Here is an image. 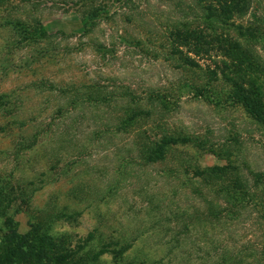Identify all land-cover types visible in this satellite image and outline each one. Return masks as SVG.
I'll use <instances>...</instances> for the list:
<instances>
[{
	"label": "rangeland",
	"instance_id": "1",
	"mask_svg": "<svg viewBox=\"0 0 264 264\" xmlns=\"http://www.w3.org/2000/svg\"><path fill=\"white\" fill-rule=\"evenodd\" d=\"M70 1L0 0V242L9 229L22 233L31 227L40 231L34 215L49 199L53 207L79 210L73 218L52 219L49 227L61 244L74 248L79 243L77 254L91 252L99 241L113 237L131 241L124 250L128 259H156L166 252L164 240L168 233L164 234L163 227L168 221L163 226L149 225L156 212H168L176 204L173 199L166 203L164 193L177 197L180 181L198 179L200 176L192 172L209 164L246 162L253 169L264 170V125L252 119L237 101L224 98L214 103L193 96L186 86L170 95L178 80L202 79L205 72L192 76V70L175 68L171 60L151 57L139 52L137 46L128 48L112 32L106 34L107 28L100 31L108 25L105 20L99 21L92 32L80 34V20L72 5L66 4ZM171 3L150 0L147 4L151 11L158 6L155 21L160 35L153 36L159 42L158 48H166L165 33L173 17ZM16 18L29 25L38 20L48 31L55 32L50 47L42 37L23 40L12 25ZM233 20L256 29L247 38V45L263 67L254 81L264 99V0H250L246 11ZM227 29L234 31L232 25ZM133 34L149 39L148 33ZM97 41L107 42L106 47L114 43L115 52L103 53ZM198 63L213 64L205 58H199ZM47 77L67 84L99 80L114 91L123 90L119 88L121 84L126 92L114 98L115 103L131 98V92L151 109L140 120L143 134L167 132L178 139L192 138L170 145L164 159L142 164L135 151L139 130L136 135L132 131L108 133L114 119L108 116L111 110L105 103L84 102L75 109L54 113L53 107L64 103L67 93L48 91ZM212 83L216 91L220 87L225 93L231 90L220 77ZM152 90L167 93L173 102L166 108L156 101L150 103L146 97ZM216 94L223 97L220 91ZM99 130L102 132L97 134ZM133 156L136 159L130 158ZM115 177L122 178V185L108 196V180ZM185 190L192 192L189 187ZM149 196L153 198L150 202L145 200ZM159 203L162 207L156 208ZM88 232L93 237L81 243ZM193 240L187 264H205V256L195 249ZM182 247H186L184 243ZM172 255L170 250L156 264H185V250L177 251L167 261ZM86 264H112L110 252L86 258Z\"/></svg>",
	"mask_w": 264,
	"mask_h": 264
},
{
	"label": "trees",
	"instance_id": "2",
	"mask_svg": "<svg viewBox=\"0 0 264 264\" xmlns=\"http://www.w3.org/2000/svg\"><path fill=\"white\" fill-rule=\"evenodd\" d=\"M171 1L169 10L173 17H170L171 25L165 33V49L158 48L159 42L153 37L160 35L155 21L159 11L158 6L152 11L147 9L150 0H72L66 4H71L76 12L82 35L92 32L99 21L105 20L108 25L101 27L100 31L104 32L107 28L106 34L112 32L118 38L117 41L125 42L128 48L137 46L139 52L151 57L171 60L175 68L192 70V76L200 74L201 71L205 72L202 73V79L193 77L190 81L186 78L182 82L178 80L170 95L178 94L182 87L186 86L193 96L204 97L214 103H219L224 98L237 101L252 119L264 125L263 94L254 81L255 75L263 67L258 64L247 45V38L252 37L256 29L245 27L233 20L234 16L246 11L250 0ZM14 20L13 28L23 40L42 37L50 47L51 35L55 32L48 31L38 20L32 25L17 18ZM229 25L234 27L233 32L228 31ZM162 28L164 30L166 26L163 25ZM134 31L148 33L146 38L149 39H140L143 34L134 35ZM97 44L102 47L103 53L107 50L110 53L115 52L114 43L111 47H106L108 43L104 41H97ZM199 58H205L213 64L202 66L198 63ZM219 77L230 84L231 90L225 93L220 87L216 91L212 80ZM47 78L45 88L48 91H55L56 94L67 93L64 103H56L53 107L54 113L75 109L84 102L85 105L100 102L108 105L109 111L111 110L108 116L114 119L108 125V133L132 131L136 135L139 130L141 136L135 141V151L142 164L164 159L170 145L192 138L185 136L178 139L167 132L156 136L143 134L140 120L149 114L151 109L143 106L137 100L140 98L133 97L131 92H128L131 98L115 103L114 98L126 92L121 84L119 88L123 90L114 91L111 85L99 80L72 81L67 84L65 81ZM153 91L146 97L150 103L156 101L155 104L166 108L168 103L173 102L167 93ZM219 91L223 93V97L216 94ZM113 104H117L116 109ZM100 132L102 130L97 134ZM123 157L126 159V156L121 158ZM130 158L136 159L134 156ZM54 163L55 161L49 164ZM243 170L247 173H242ZM192 173L200 177L196 180L188 179V183L180 181L182 187L177 191V197L164 193L163 199L167 200L166 203L175 200L174 207L169 209V206H166L168 212L160 209L155 213L153 221L150 219V227L168 221L163 227L164 234L168 233L164 240L166 252L156 259L150 256L139 258L137 261L131 256H128V259L124 256V250L131 245V241H119L113 237L99 241L97 248L91 252L77 254L81 246L79 243L74 245V248L61 244V240L49 232V227L52 219L73 218L79 210L53 207L48 199L34 215L35 225L40 227V231L31 227L22 233L9 229L5 238H1L0 264H86V258L94 259L104 251L110 252L112 264H144L146 261L148 264H156L161 262L162 257L170 250L173 255L168 256L167 261L171 260L177 251L185 250L187 257L183 262L187 264L193 239L196 243L195 249L200 250L201 256H205V264H264V170L253 169L246 162L236 164L226 161L197 167ZM121 181L122 178L117 177L108 180V196L112 190L122 185ZM186 187L192 192L186 191ZM176 198L180 201L176 202ZM152 199L151 196L145 198L149 202ZM155 207H162V203L155 204ZM92 237V232H88L80 242L85 243ZM183 243L186 247H182Z\"/></svg>",
	"mask_w": 264,
	"mask_h": 264
}]
</instances>
